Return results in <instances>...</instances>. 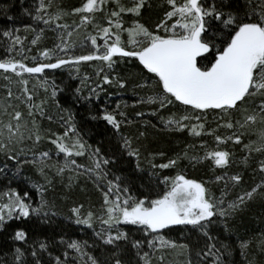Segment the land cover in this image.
Instances as JSON below:
<instances>
[{
  "label": "snow or ice",
  "instance_id": "snow-or-ice-1",
  "mask_svg": "<svg viewBox=\"0 0 264 264\" xmlns=\"http://www.w3.org/2000/svg\"><path fill=\"white\" fill-rule=\"evenodd\" d=\"M105 4L106 0H82L79 7L71 9L72 15H79V24L55 25L59 32V43L53 49L44 48L40 53L43 57H55L53 62H37L30 66L24 62L26 57L16 59L10 56L7 59H0V69L22 77L25 73L41 74L45 69H56L81 61L98 59L107 62L108 67L114 70L117 60H135L138 61V66H141V72L145 77L144 85L147 86L151 82L155 84L157 91L147 99L158 101V108L153 109L157 115L160 114V110L171 112L169 106L172 105L178 109L183 107L191 109L193 113H200L201 115L195 116L197 121H201L202 115L209 111H219L224 115L237 112L240 119L228 120L226 126L246 129L258 123L260 127L254 132L257 139L245 144L243 132H235L228 139L235 144H244L250 155L253 150L264 154V0H165L163 14L158 17L154 26L141 22L140 19L149 11L148 0H129L128 4H121L118 0L116 6L107 13L105 22L95 24L96 14L104 11ZM50 7V0L48 2L37 0L31 11L24 8V12L45 24L58 21L66 14L62 9L55 13L49 12ZM123 14L133 17L130 27H124ZM86 22L95 24V34L84 38L85 43L90 40L93 50L88 54H72L70 49L74 45L70 43V38L73 32ZM16 31L18 30L8 28L0 30V36L10 41L8 52L23 51L22 47L21 49L15 47L21 44V37L16 35ZM125 31L129 34L128 44L131 47L122 41L121 34ZM101 39L102 44L98 43ZM31 43L36 44V39ZM31 59L36 60V57ZM5 79L9 77L5 76ZM112 79L111 75L103 76L106 83H111ZM115 79L121 87L127 83L118 74ZM19 82L24 85L23 92L17 95L11 87L6 86V99L0 101V114L8 117L5 120L0 116V153H3L7 160L15 161L17 164L23 163L21 160L23 149L18 150V145H21L25 138L34 139L36 142L41 140L39 129L35 127V114L39 112L43 115L45 103L43 100L40 104L35 103V94L27 87L28 80L21 79ZM57 91L53 82L51 95L55 97ZM21 99L28 108L27 115L33 125L31 128L27 121H24L25 113L13 104V101ZM9 108L12 111H9ZM102 116L114 133L119 134L121 121L117 116L107 110L103 111ZM121 116H124V113H121ZM136 116L142 117L143 113L138 112ZM160 118L167 127L189 129L195 135H200L205 127L201 122L189 128V125L183 122L192 118L189 115L180 116L178 119L174 116ZM130 122L124 120L125 124ZM64 127L63 133H53L47 137L65 157L63 166L58 167L57 171L63 173L66 168L78 169L92 179L100 189L103 200L99 215L91 210L82 215V204H74L71 212L78 225L93 228L94 221L99 222L100 227L95 234L106 246L113 249L111 259L106 264H125L119 255V245L127 241L128 232L121 229L122 224L136 226L145 234L144 240L136 239L131 243V247L138 250L145 242L152 248H159L161 244L175 247V241H169L158 234L173 226H193L199 229L204 237L203 247L196 252L199 264H226L224 258L229 254V249L226 245L221 246L223 251L217 247V238L211 233L214 219L225 218L226 222L228 217L248 208L257 197L264 200V179L241 189L233 198H228L227 181L232 182V189L241 188L244 182V177L239 172L230 176L225 173L215 177L216 181H225L219 197L209 194L204 183L189 179L183 174L171 179L164 176L162 182L167 186L166 190L156 194L155 198H152L151 193L134 196L131 188L124 184L119 176L114 179L108 178L111 175L108 166L117 162L115 156L109 157L99 146L94 147L84 142L77 135L74 123H65ZM69 133L72 134L71 137ZM120 138L123 148L130 150L129 139L123 136ZM69 140L72 142L69 143ZM215 140L224 142L225 138L215 135ZM86 152L89 153L92 166L78 164L75 159H70L73 155L83 156ZM37 155L41 163L50 156L47 151L38 154L33 152V162H37ZM130 155L139 158V150L130 151ZM207 157H210L216 166H227L230 163V153L226 149L207 152ZM192 159L195 161L199 157L193 156ZM177 163V159L170 158L166 163L153 167L169 168ZM257 169L264 173V159L257 161ZM7 170L8 165L4 164L0 167V175ZM41 172L43 173V167ZM102 180L107 181L106 185L101 183ZM36 187L41 195V201L35 207L29 191L21 193L18 189L9 188L6 193L7 202L0 203V229L5 228L8 220L20 216L29 217L32 213L43 215L49 223L51 222L49 216L56 213L44 211L49 207L43 199L47 189L41 185ZM27 235L24 229L17 228L14 240L26 242ZM149 236L152 239H148ZM157 239L160 244L156 243ZM61 242L63 243V238ZM86 247V242L69 240L60 254L55 256L51 252L48 254L53 264H77L78 260L81 264H105L87 252ZM180 247L183 250L190 246ZM245 248L247 242H242L241 249ZM47 250L46 242L39 243L38 248L33 245L30 251L33 264H46L42 253ZM28 254L25 249L14 246L0 256V264H28ZM140 254L138 251V255ZM148 257V252L142 253L145 264H150ZM160 259L163 260V256ZM188 264H194L191 258ZM248 264H255V259L249 260Z\"/></svg>",
  "mask_w": 264,
  "mask_h": 264
},
{
  "label": "trees",
  "instance_id": "trees-1",
  "mask_svg": "<svg viewBox=\"0 0 264 264\" xmlns=\"http://www.w3.org/2000/svg\"><path fill=\"white\" fill-rule=\"evenodd\" d=\"M117 2L118 0H106L104 11L96 14L95 22L104 23L107 13L116 6ZM81 3L82 0H50L49 12L55 13L58 9H62L66 14L58 21L54 20L50 24H45L34 20L32 16L24 12V8L31 11L36 6L37 0H0V30L6 28L18 30L16 35L21 37V44L15 47L16 49L23 48L20 52L15 50L8 52L10 41L0 36V59H7L10 56L16 59L26 57L24 62L30 66L37 62H53L55 57H43L40 53L44 48L53 49L59 43V32L55 27L57 23L69 26L80 23L79 15H72L71 9L79 7ZM119 3L128 4L129 0H119ZM148 3L149 11L140 19L141 22L154 26L158 17L163 14L165 0H148ZM123 15L124 27H130L133 17L129 14ZM91 25L93 23L86 22L84 26L90 28ZM121 37L125 45L131 47L128 44L129 34L126 31L121 34ZM33 39H36V44L31 43ZM98 43L102 44V39L98 40ZM72 54L79 55L77 52H72ZM32 57H36V60H32ZM106 74L112 76L111 83L103 81V76ZM116 74L127 82L124 87L116 82ZM5 76L9 79H5ZM30 77H36L39 80V84L31 90L35 94V103L40 104L42 100L45 102L43 115L39 112L35 114V127L39 129L41 140L36 142L34 139L25 138L23 143L18 145V150L23 149L21 152L23 163L20 164L7 160L3 153H0V167L4 164L8 165V170L0 175V203L7 202L6 193L9 188H13L21 193L29 191L35 207L41 201V195L36 186L41 185L47 189L43 199L49 205L44 211L54 212L56 215L49 216L50 223L43 215L36 213L30 214L29 217L20 216L8 220L5 228L0 229V256L14 246H19L29 253L28 264H33L30 255L31 248L33 245L38 248L39 243L46 242L48 250L42 253V258L46 264H53L49 252L53 256L58 255L69 240H78L86 242L85 250L105 264L111 259L112 247L106 246L95 234L99 230V222L94 221L95 227L93 228L78 225L71 212L74 204H82V215H86L89 210L99 215L103 200L100 189L92 179L79 172L78 169L66 168L63 173L57 171L58 167L63 166L65 157L58 152L56 145L47 137L53 133H63L65 123H74L77 135L84 142L94 147L99 146L104 154L117 158L115 164L108 166L111 173L108 178L114 179L119 176L124 184L131 188L134 196L151 193L152 198H155L156 194L166 190L167 186L163 184L162 178L167 176L171 179L178 174L204 183L209 194L219 197L225 181H216L215 177L225 173L230 176L239 172L244 177V182L241 188L232 189V182L227 181L229 199L241 189H246L264 179V173H260L257 169V161L264 159V154L253 150L250 155L244 144H235L228 139L233 133L239 132V128L226 126V121L237 120L239 115L237 112L224 115L219 111H209L202 115L201 121H197L195 116L201 115L200 113H193L191 109L183 107L178 109L172 105L169 106L171 112L160 110V114L157 115L153 109L158 108V101L147 99L148 96L154 95L157 89L154 82L147 86L144 85L145 77L141 72V66H138V61L117 60L114 70L108 67L107 62L98 59L81 61L74 65L45 69L41 74L25 73L22 77L0 69V98L6 99V86L16 85L13 92L20 95L24 85L19 81ZM44 81L47 83L45 84ZM53 82L58 89L55 97L51 95ZM13 104L25 113L24 121H27L31 128L33 125L31 118L27 115L26 104L22 99L13 101ZM104 110L113 112L121 121L119 134L114 133L112 127L103 120ZM138 112L143 113V116L137 117ZM121 113H124V116H121ZM183 115L192 117L183 121L189 125V128L193 124L203 122L205 127L200 135L193 134L189 129H180L176 126L167 127L160 118V116L164 118L174 116L178 119ZM125 119L131 122L125 124ZM209 129H211L210 132ZM71 135L69 133L70 137ZM215 135L224 137L225 141L217 142ZM25 136L27 137V133ZM121 136L129 139L130 150L123 148ZM243 138L246 144L247 135ZM225 149L230 153V163L227 166H216L210 157L206 158L207 152ZM135 150H139V158L130 155V151ZM44 151L49 152V158L41 163L37 155V162H33L32 153L38 154ZM193 156L199 159L194 161ZM170 158L177 159L178 163L169 168L153 167V165L166 163ZM70 159H75L78 164L92 166L88 152L83 156L73 155ZM41 167H43V173ZM157 177L160 179L158 180ZM101 183L106 185L107 181L102 180ZM17 228H22L27 232L26 242L14 240V232ZM121 229L128 232L127 241L119 245V255L125 264L128 262L145 264L142 258L143 252L149 253L150 264H173L161 250L149 247L146 242L140 250L131 247L133 240H144L145 237V234L136 226L122 224ZM211 233L217 238L218 248L223 251L221 246L226 245L229 249V254L224 258L226 264H248V261L253 258L255 264H264V247H262L264 244V200L257 197L248 208L228 217L226 222L225 218L214 219ZM158 235L173 239L178 246L189 245L190 247L187 248L189 258L194 264H199L196 252L204 245V237L199 229L193 226L178 225L164 229ZM61 238H63V243ZM148 239L152 237L149 236ZM242 242H247V248L243 250L241 249ZM161 256L163 260L160 259ZM77 264L81 262L78 260Z\"/></svg>",
  "mask_w": 264,
  "mask_h": 264
},
{
  "label": "rangeland",
  "instance_id": "rangeland-1",
  "mask_svg": "<svg viewBox=\"0 0 264 264\" xmlns=\"http://www.w3.org/2000/svg\"><path fill=\"white\" fill-rule=\"evenodd\" d=\"M95 24H100L99 22H95ZM95 24L91 25L90 28H87V26H82L77 31L73 32L72 37L70 38V43L74 45L73 48L70 49L71 52H77V54H88L90 51L93 50V46L91 45L90 40L86 43L84 42V38L89 35H94L95 33ZM28 80L27 87L29 90H32L35 86L39 84V80L36 77H30V78H22ZM9 87V86H8ZM16 88V85L12 86V91ZM3 98H0V101H3ZM9 111H12L11 108H9ZM3 119L7 120L8 117L6 115L0 114ZM240 119V115H238L237 120ZM260 125L257 123L256 125H253L251 127H248L246 129H240L239 132H243L244 135H247V140L249 141H255L257 139L256 135L254 134L255 130L259 128ZM247 142V143H248ZM70 169V168H69ZM164 237V236H163ZM169 241H174L173 239H169V237H165ZM157 244H160L161 242L157 239ZM176 243V242H175ZM161 250L162 253L166 255V258L169 257L170 260L173 262V264H188L189 260V254L187 252V248L181 249L180 246L176 244L175 247L161 244V246L158 248Z\"/></svg>",
  "mask_w": 264,
  "mask_h": 264
}]
</instances>
